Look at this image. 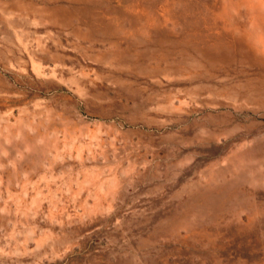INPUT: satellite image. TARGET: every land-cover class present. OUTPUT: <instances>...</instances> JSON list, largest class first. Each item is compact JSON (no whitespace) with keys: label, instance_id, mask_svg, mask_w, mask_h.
Here are the masks:
<instances>
[{"label":"rangeland","instance_id":"obj_1","mask_svg":"<svg viewBox=\"0 0 264 264\" xmlns=\"http://www.w3.org/2000/svg\"><path fill=\"white\" fill-rule=\"evenodd\" d=\"M0 264H264V0H0Z\"/></svg>","mask_w":264,"mask_h":264}]
</instances>
